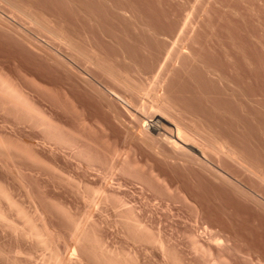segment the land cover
I'll list each match as a JSON object with an SVG mask.
<instances>
[{
    "label": "rangeland",
    "instance_id": "374dc122",
    "mask_svg": "<svg viewBox=\"0 0 264 264\" xmlns=\"http://www.w3.org/2000/svg\"><path fill=\"white\" fill-rule=\"evenodd\" d=\"M0 73L46 123L0 107V183L58 252L72 253L79 224L138 264H173L131 235L121 204L183 264L210 254L264 264V0H0ZM117 94L150 114L162 96L237 159L210 161L262 203L142 145L130 129L139 117ZM93 189L107 193L99 208L86 197ZM6 237L0 250L10 252L17 244ZM91 248L72 263L99 264Z\"/></svg>",
    "mask_w": 264,
    "mask_h": 264
},
{
    "label": "bare ground",
    "instance_id": "6f19581e",
    "mask_svg": "<svg viewBox=\"0 0 264 264\" xmlns=\"http://www.w3.org/2000/svg\"><path fill=\"white\" fill-rule=\"evenodd\" d=\"M3 76L4 75H1L0 73V107L8 106V108L10 107L17 112L26 114L32 120H35L37 124L45 127L46 123L44 118L40 116V114H38L31 105H29L30 103L27 102L28 100L24 97L23 94L20 93L21 90L20 91L17 90L15 84L9 82L8 81L9 79L6 80V78ZM112 92L114 94L116 93L115 91ZM117 95L125 100L128 107L126 105L125 106L128 108L129 111H131L133 114L137 113L136 116L139 117L141 124L138 127L135 125L133 126L131 124L130 129L134 138L138 140L142 145L147 147L149 150H151L160 158H163L174 164H181L183 166L195 167V169L196 168L202 169L213 178H218V179L220 178L224 182L225 181L228 182V184L231 183L230 184L231 186L234 185L233 181L231 180V177L228 176V173H226L219 164L216 165L212 161H210V158L211 155H214L216 157L225 155L229 158H232L236 162L237 159L231 156L225 149H221L214 143L208 141L207 139L203 138L202 136L188 129L180 119L176 118L170 112L162 96L158 97L160 102L159 104L156 105L155 107L156 110L150 114V112L148 113L144 108H142L140 105H137V103L134 102L133 100L122 97L119 94ZM117 95L115 96L118 98ZM135 111L136 113H134ZM146 119H148L149 122ZM5 147L6 146H4V144L1 143L0 141V153H2V155L5 152ZM108 173H109L108 175H110V172ZM108 175L107 178H109ZM111 178L113 179L112 176ZM108 181H110V179ZM234 186L239 192L245 195L248 199L252 200L257 204L262 203L258 199V197H256L253 193L246 191L245 189L239 187L238 185H234ZM88 192L89 193L87 194L86 197L91 202V204H95L97 206L100 205L101 203L106 202L105 200L107 198L106 196L107 193H105V191L98 189L92 192L90 191ZM109 197L110 196H108V198ZM120 206L115 207V210L118 213V215H121L122 217L121 221L125 225V228L129 232H131V235L136 234L135 236H137L136 237L138 238L137 240L143 241L145 243L151 242L152 244H156L157 246H159L165 254L169 253V256L171 257L173 264H183L179 258H176L177 256L176 257L174 256L175 254L172 255L168 251L167 248L168 246H166V243L163 240L164 238L163 239L161 238L162 235L159 236L157 234L158 236L156 235L154 236L150 228L142 220L135 217L136 215L134 214L135 215L134 216L133 212L132 213H130L129 211H128L129 213L124 212L125 209L123 210L122 208H120ZM25 209L15 199V197L12 195L9 189L0 183V232L6 235L8 238H10V240L14 241L17 244L16 247H14V249H12L10 252H6V251L4 252L0 250V260L2 259L4 263L71 264L74 261V259H76L75 257L78 256V252H80V250L82 251L84 246L88 244L91 245L92 247L91 249L95 251V255L97 261H99V264H138L137 260L132 256H130V254H122L111 251L109 248L106 247L107 245H104L101 241L90 236L91 234L90 235L86 234V232L89 233V231L85 230V228L82 229L79 227L77 229V227L80 226L79 224L77 227L75 226L76 230H78L79 232L77 233L78 234L76 239L77 241L74 244L75 247L74 246H73L74 248L72 247L73 248L72 253L71 254L69 253L68 255H66L65 253L61 254L55 248L52 240V236L50 235L48 230L41 227V225L38 224L34 219L35 216L32 217L29 214L30 212L28 213ZM64 254L66 256H63ZM95 255L93 256L95 257ZM209 258L211 260H209L210 263L207 264L222 263L219 262L221 260L214 258L212 254H210ZM75 263L77 262L75 261Z\"/></svg>",
    "mask_w": 264,
    "mask_h": 264
}]
</instances>
